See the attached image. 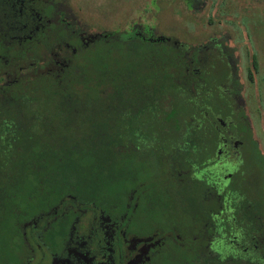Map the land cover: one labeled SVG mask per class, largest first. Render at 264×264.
<instances>
[{
  "label": "trees",
  "instance_id": "16d2710c",
  "mask_svg": "<svg viewBox=\"0 0 264 264\" xmlns=\"http://www.w3.org/2000/svg\"><path fill=\"white\" fill-rule=\"evenodd\" d=\"M137 33L133 27L75 46L58 73L0 89V264L18 263L29 233L23 224L67 195L123 207L135 190V130L183 131L177 137L197 145V131L212 127L208 118H222L218 102L242 116L232 48ZM234 259L226 250L203 264H247Z\"/></svg>",
  "mask_w": 264,
  "mask_h": 264
},
{
  "label": "flooded vegetation",
  "instance_id": "af4514ba",
  "mask_svg": "<svg viewBox=\"0 0 264 264\" xmlns=\"http://www.w3.org/2000/svg\"><path fill=\"white\" fill-rule=\"evenodd\" d=\"M135 29L147 41L175 39ZM105 37L86 33L67 0H0V89L58 73L75 46ZM219 104L227 115L208 118L212 129L197 131V145L179 139L183 131L135 130V190L126 204L65 196L23 224L29 233L17 264H203L226 250L235 262L264 264V145L250 117Z\"/></svg>",
  "mask_w": 264,
  "mask_h": 264
},
{
  "label": "rangeland",
  "instance_id": "374dc122",
  "mask_svg": "<svg viewBox=\"0 0 264 264\" xmlns=\"http://www.w3.org/2000/svg\"><path fill=\"white\" fill-rule=\"evenodd\" d=\"M67 3L79 25L90 34L139 27L193 46L220 38L234 50L242 114L250 117L255 135L264 145V0H67ZM222 115H227L224 110Z\"/></svg>",
  "mask_w": 264,
  "mask_h": 264
}]
</instances>
